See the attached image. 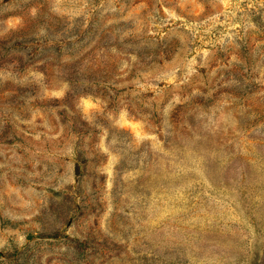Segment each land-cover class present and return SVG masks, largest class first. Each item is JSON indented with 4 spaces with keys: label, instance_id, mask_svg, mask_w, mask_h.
Returning <instances> with one entry per match:
<instances>
[{
    "label": "rangeland",
    "instance_id": "obj_1",
    "mask_svg": "<svg viewBox=\"0 0 264 264\" xmlns=\"http://www.w3.org/2000/svg\"><path fill=\"white\" fill-rule=\"evenodd\" d=\"M0 264H264V0H0Z\"/></svg>",
    "mask_w": 264,
    "mask_h": 264
}]
</instances>
